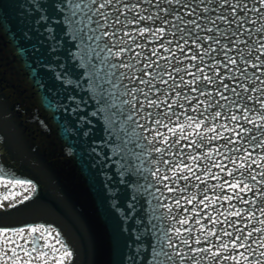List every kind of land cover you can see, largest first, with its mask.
Segmentation results:
<instances>
[{"label": "bare ground", "instance_id": "bare-ground-1", "mask_svg": "<svg viewBox=\"0 0 264 264\" xmlns=\"http://www.w3.org/2000/svg\"><path fill=\"white\" fill-rule=\"evenodd\" d=\"M72 3L41 34L33 0H0L52 79L73 133L61 150L75 146L86 169L75 187L65 169L51 176L0 110V264H264V0H228L247 4L235 13L221 0H114L86 42ZM109 50L127 65L115 96L94 69ZM71 208L67 230L49 218Z\"/></svg>", "mask_w": 264, "mask_h": 264}, {"label": "rangeland", "instance_id": "rangeland-1", "mask_svg": "<svg viewBox=\"0 0 264 264\" xmlns=\"http://www.w3.org/2000/svg\"><path fill=\"white\" fill-rule=\"evenodd\" d=\"M6 7L8 6L5 5L3 8ZM3 10L6 11L7 9ZM0 24H3L9 31H14L18 34L20 30H24L12 18H3V20L0 19ZM26 44L29 48L33 45L28 43ZM38 57L39 54L33 51L31 57L29 58L33 67L39 68L37 63ZM44 72L45 70H42L39 73L44 87L38 92L36 86L31 82L28 73L22 66L20 59L15 54L9 39L7 36L0 34V110L3 112L5 117L10 115H15L16 117V115H18L16 117L18 118L17 120L15 119L13 122H10V124H14L16 126V131H13L18 135L16 144H20L21 146H19L23 147V141H27V143L35 149L34 153H38L41 159L44 160L45 158L47 159L46 161L52 164L53 169L51 172L49 171L51 176L56 177L60 175V169L62 171L65 169L69 178H72V180L75 179L73 186L75 187L76 182L85 181L83 177L85 175L83 174L86 173V169L78 160L76 154L77 148L75 146L70 144L74 148V153L72 155H67L64 148L61 150V145H64L67 140L71 139L73 137V133L70 132L67 136L68 139L62 143L63 137L59 134V125H64V122H60L61 119L56 112L57 116L54 113L56 117L54 120L53 115L41 105L38 95H47L49 98V90H47L48 81L52 80L50 76ZM43 76L46 77V81ZM22 104L25 106L28 105L29 107L32 105L33 107V110L30 109L32 114L30 123L25 122V118L19 114L21 110L23 112L25 111L24 107H20ZM40 121H43L44 124L47 125V130L41 126ZM29 130L31 131L29 132ZM70 134L72 137L69 138ZM47 146L49 153H51L49 154L50 159H48L45 151ZM43 147H45V149ZM62 164H64V168L62 167ZM51 215H58L57 220L51 217L49 218L53 219L57 223L56 225H59L58 227L60 229L64 230H67V227L64 224V219L66 217L70 218V215H73V217L76 216L73 208H71L68 212Z\"/></svg>", "mask_w": 264, "mask_h": 264}, {"label": "snow or ice", "instance_id": "snow-or-ice-1", "mask_svg": "<svg viewBox=\"0 0 264 264\" xmlns=\"http://www.w3.org/2000/svg\"><path fill=\"white\" fill-rule=\"evenodd\" d=\"M35 8L38 11H41L40 17L35 21L34 29L37 32H41L40 25H44V30L48 33L53 32V28L50 24H48V21L51 19L52 15L56 11H63L65 4L68 3V0H33ZM114 2V0H73V3L71 5L73 9V17L79 16V19H73L71 23L79 25L78 32L80 34L81 41H89L92 39H99L100 37L97 35H93L95 33L96 29L93 27V25H99V19L94 14H100V9L105 8L106 5H111ZM177 3H180V0H177ZM225 5H228L232 9V12L235 13L237 11V8L244 7L247 9L246 3H241L237 5H229L228 0H221V3L219 4V7L223 8ZM184 6L183 4L181 5ZM135 8V5L132 6ZM117 11L119 12L120 9L118 8ZM141 19H144V17H141ZM222 19L226 20L228 23H232V20H230L228 17L224 16ZM62 23H69L68 18H65ZM212 23L215 24V21H212ZM240 25L237 24V28H239ZM211 31V29H208ZM148 31V29H144L141 32V35L144 34V32ZM0 34H3L7 36L9 39V42L13 46L14 52L17 55V57L20 59L22 66L24 67L25 71L28 73L29 78L31 82L36 86L38 92L43 89V84L41 77L39 75L40 69L37 67H33L32 62L30 61V57L33 51H35V47L29 48L26 43L27 41H30L32 39L31 35L29 34V31L27 30H20L19 34L14 31H9L3 24H0ZM43 34V32H41ZM52 38L51 36L49 37ZM107 46V45H105ZM51 51H55V48L53 47ZM112 55L111 51L109 50L108 56L104 57H97V64L94 66L95 69V76L98 81V87L101 89L102 92H107L109 96H115L116 93L113 91L116 87H118L116 80H114V77H117V70L118 68L127 67V65L121 63L120 65H117L115 63H112L109 57ZM119 56V53L116 54ZM195 58V57H193ZM231 62L234 64L235 60H231ZM255 66V65H254ZM145 68L149 67L148 65H144ZM148 73H141V77H136V79H141L142 83H150L146 82L142 79L144 75H147ZM120 76H124L123 73H120ZM105 85H112V89L105 88ZM38 98L41 101V105L46 108L50 112V114L53 115V119L55 120L56 117L54 113L58 110V106L53 104L47 95L39 96ZM166 102V101H165ZM153 101H149V104H151ZM115 103H113V107H115ZM219 115V113H217ZM131 117H129L130 119ZM232 119H236V117H232ZM41 126L47 130V125L44 124L43 121H40ZM157 124L161 123V121L157 120ZM60 128V135L62 137L66 138L69 133L70 129L63 124L59 125ZM174 131V130H173ZM74 153V148L70 144H66V154L72 155ZM248 158L245 157V160ZM243 166V165H242ZM231 175V173H229ZM255 177H253L254 179ZM237 185H233V187H236ZM225 199L230 200V197H225ZM181 224L187 223L186 220L180 221ZM33 232H36L37 229H32ZM58 235V234H57ZM211 235H215V233H211ZM251 235V233H249ZM237 239H240L237 237ZM62 243V242H61ZM184 243H187V240L184 241ZM196 243H200L199 240L196 241ZM165 255H168L165 253ZM65 256L70 258L71 252L65 250ZM61 264H63V259L61 260Z\"/></svg>", "mask_w": 264, "mask_h": 264}]
</instances>
